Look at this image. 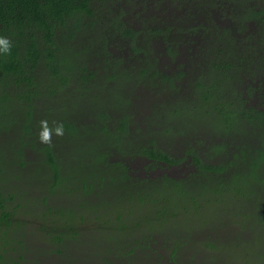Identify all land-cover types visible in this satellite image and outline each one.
Returning a JSON list of instances; mask_svg holds the SVG:
<instances>
[{
    "label": "trees",
    "instance_id": "obj_1",
    "mask_svg": "<svg viewBox=\"0 0 264 264\" xmlns=\"http://www.w3.org/2000/svg\"><path fill=\"white\" fill-rule=\"evenodd\" d=\"M0 36V264H264V0H0Z\"/></svg>",
    "mask_w": 264,
    "mask_h": 264
},
{
    "label": "clouds",
    "instance_id": "obj_2",
    "mask_svg": "<svg viewBox=\"0 0 264 264\" xmlns=\"http://www.w3.org/2000/svg\"><path fill=\"white\" fill-rule=\"evenodd\" d=\"M12 49V43L11 40L7 37L0 36V54L4 55H10ZM41 125L44 126V131L40 134V140L42 143H48L51 144V135L50 130L46 127L47 126V120H42ZM56 133L59 136L64 135V126L63 123H60L56 129Z\"/></svg>",
    "mask_w": 264,
    "mask_h": 264
},
{
    "label": "rangeland",
    "instance_id": "obj_3",
    "mask_svg": "<svg viewBox=\"0 0 264 264\" xmlns=\"http://www.w3.org/2000/svg\"><path fill=\"white\" fill-rule=\"evenodd\" d=\"M161 252H163L164 253V251H163V249H159ZM156 256V254L155 253H151V255H148L147 257H146V261H147V264H151V261L152 260H155V257ZM200 258V257H199ZM200 260L202 261V263H205V261H203L201 258H200ZM206 264V263H205Z\"/></svg>",
    "mask_w": 264,
    "mask_h": 264
},
{
    "label": "flooded vegetation",
    "instance_id": "obj_4",
    "mask_svg": "<svg viewBox=\"0 0 264 264\" xmlns=\"http://www.w3.org/2000/svg\"><path fill=\"white\" fill-rule=\"evenodd\" d=\"M155 174H157V173H155ZM158 174H161V172H159Z\"/></svg>",
    "mask_w": 264,
    "mask_h": 264
}]
</instances>
